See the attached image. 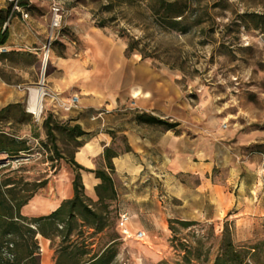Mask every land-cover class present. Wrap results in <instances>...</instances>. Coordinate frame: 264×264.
<instances>
[{
  "label": "rangeland",
  "instance_id": "obj_1",
  "mask_svg": "<svg viewBox=\"0 0 264 264\" xmlns=\"http://www.w3.org/2000/svg\"><path fill=\"white\" fill-rule=\"evenodd\" d=\"M20 2L27 3L22 10L28 17L48 13L47 39L57 9L59 26L52 30L49 55L53 50L62 57L82 62L87 72L77 77L74 84L85 81L121 84L141 66L150 73L151 80L146 84L176 86L179 95L202 114L205 125L214 122L219 130L253 134L254 141L240 150L241 159L255 153L264 155V0H197L192 6L195 15L182 20L179 27L167 30L154 27L144 1L129 4L124 0H19V5ZM9 3L14 16H20L13 10L12 0H4V7ZM36 3L43 4L41 9ZM130 39H138V46L151 57L142 60L137 51L126 57L124 50ZM43 52L42 48L41 58ZM6 54L0 53V77L7 82L18 81L17 71L12 67L22 59ZM36 60L24 59L30 73H35L37 83L25 85L26 88L46 84L47 77L57 76L51 65L42 70L41 62ZM33 62L36 63L32 68ZM87 74L91 76L85 77ZM26 103L27 95L19 108L0 117V130L27 148L13 156L0 153V166L8 165L0 177L8 176L16 191L28 195L35 183L49 182L36 189L21 210L33 217L51 208L58 198V189L73 180L70 160L83 139L74 136L69 112L54 111L44 99L42 113L36 117L27 111ZM48 115L53 139L43 125ZM248 178L249 175L238 180L249 182ZM230 184V197H236L232 207L229 197L219 205L207 204L203 211H194L192 216L182 219L175 214L160 217L153 238L121 239L116 229L114 203L107 202L105 229L94 234L86 226H80L70 239L84 241L91 253L101 252L115 242L117 253L111 264H214L221 246L228 242L246 253L248 264H264V216L252 215L245 201L248 193L238 191L235 180ZM173 204L178 205L175 201ZM177 221L192 223L183 225ZM60 240L59 236L52 241L37 236L39 264L44 259L48 264L55 263Z\"/></svg>",
  "mask_w": 264,
  "mask_h": 264
},
{
  "label": "crops",
  "instance_id": "obj_2",
  "mask_svg": "<svg viewBox=\"0 0 264 264\" xmlns=\"http://www.w3.org/2000/svg\"><path fill=\"white\" fill-rule=\"evenodd\" d=\"M35 5L41 9L43 4ZM3 7L4 0H0V8ZM47 16V12L31 14L27 19L16 15L6 24L7 38L0 46L6 48L7 56L22 61L12 67L17 71L18 81L7 82L0 77V109L22 104L27 95L25 85L37 84L35 73H30L24 59L35 57L37 63L41 62L47 39ZM48 64L57 76L47 77L45 88L64 96H79L77 107L68 115L70 125L77 124L84 132L80 137L82 145L73 152V160L86 170L75 168L74 174L79 175L86 197L96 201L95 188L101 180L95 170L104 169L112 180L114 208L117 213L127 212L131 216L132 232L142 230L147 239L153 238L158 218L175 214L182 219L192 216L194 211H203L207 204H221L230 197L229 186L234 180L238 191L248 193L245 201L252 215L264 216V155L255 153L241 159L240 152L254 141L253 134L219 130L214 122L205 125L202 114L179 95L176 86L146 84L151 80L150 73L141 66L136 67V73L125 77L123 83L119 79L121 84H91V81L74 84L77 77L87 72L82 62L51 50ZM100 111L102 115L95 118ZM141 112L178 125L165 130L140 124L135 116ZM105 148L114 153L110 158L112 170L106 167ZM247 175L249 182L238 180ZM72 195V180L64 182L54 205L39 215L52 212ZM230 198L229 207H232L236 197Z\"/></svg>",
  "mask_w": 264,
  "mask_h": 264
},
{
  "label": "trees",
  "instance_id": "obj_3",
  "mask_svg": "<svg viewBox=\"0 0 264 264\" xmlns=\"http://www.w3.org/2000/svg\"><path fill=\"white\" fill-rule=\"evenodd\" d=\"M135 1L136 4L146 2L152 24L155 28L162 30L175 29L182 24V20L194 16L192 6L197 3V0H124L129 4ZM20 5L26 6L27 3L20 2ZM104 7L109 9L111 6ZM14 15V12H11V3L4 8H0V45L7 38L6 24ZM100 25L103 26V23ZM138 45V39L128 40L124 50L125 56L127 57L133 51H137L142 60L151 57ZM20 106L21 103H16L3 107L0 109V117ZM135 119L140 124L161 127L165 130L173 129L178 125L176 122H170L145 112L136 114ZM49 122L50 116L48 115L45 117L43 125L46 128L48 137L53 139V134L49 131ZM71 130L76 138H80L84 134L77 124L72 125ZM81 145L82 143H79L77 147ZM26 149L23 142L0 130V153L13 156ZM112 155L114 153L110 152L109 149H104V160L106 167L110 170L113 168L110 161ZM70 163L74 169L86 170L75 163L73 154ZM6 168H8V165L2 164L0 172ZM95 174L101 180V183L95 188L98 196L96 201L86 197L79 175L74 174L72 197L63 200L52 212L33 217L23 215L21 209L32 198L35 190L46 185L47 181L35 183L30 190L32 191L31 194L28 195L24 191H16L8 176L0 177V264H39L37 236L50 241L55 236L61 238L55 253L54 264H111L117 253L114 247L115 242L108 244L101 252L91 253L87 250L84 241L77 242L70 239L73 231L80 226H86L94 234L101 233L107 226V214L109 213L107 202L114 201L115 192L112 180L104 169H96ZM117 215L116 212V220ZM177 222L183 225L192 223L190 221ZM117 233L120 237L118 230ZM246 259L245 252L236 250L228 242L221 246L220 254L214 264H248Z\"/></svg>",
  "mask_w": 264,
  "mask_h": 264
},
{
  "label": "built area",
  "instance_id": "obj_4",
  "mask_svg": "<svg viewBox=\"0 0 264 264\" xmlns=\"http://www.w3.org/2000/svg\"><path fill=\"white\" fill-rule=\"evenodd\" d=\"M13 3V10L20 14L22 19H26L28 16L26 13L23 12L22 6L19 5V0H12ZM55 15L51 22V32L49 35V38L47 39V42L44 44L43 49V56L41 59V69L44 70L49 62V46L52 41V30L54 28H57L59 26V16L57 15V9H54ZM6 52V48L0 46V53ZM43 83V82H42ZM29 88H26V91L28 93ZM47 99L49 101V105L52 107L54 111H65L70 112L74 108L77 107L79 102V96L77 94H70L68 96H64L62 93H58L56 91H49L45 88L44 94H43V100ZM102 115V112H98L95 116V118L100 117ZM131 221V216L127 212H120L117 215V221L116 226L120 233L121 239H134L137 241H143L146 236L145 233L142 230H137L135 232H132L129 228V224Z\"/></svg>",
  "mask_w": 264,
  "mask_h": 264
},
{
  "label": "bare ground",
  "instance_id": "obj_5",
  "mask_svg": "<svg viewBox=\"0 0 264 264\" xmlns=\"http://www.w3.org/2000/svg\"><path fill=\"white\" fill-rule=\"evenodd\" d=\"M43 75L40 76V81H43ZM45 88L44 84L40 83L38 86L35 87H29L28 93H27V103L26 108L27 111L35 115L36 117H39L42 113L43 109V94H44ZM136 93H134L135 95ZM42 264H48L47 259H44L42 261Z\"/></svg>",
  "mask_w": 264,
  "mask_h": 264
}]
</instances>
